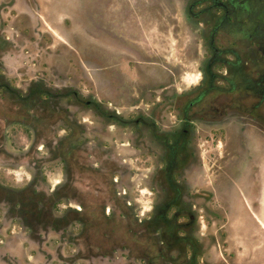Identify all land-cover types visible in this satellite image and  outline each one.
Returning <instances> with one entry per match:
<instances>
[{"label": "rangeland", "instance_id": "374dc122", "mask_svg": "<svg viewBox=\"0 0 264 264\" xmlns=\"http://www.w3.org/2000/svg\"><path fill=\"white\" fill-rule=\"evenodd\" d=\"M52 3L58 8L55 22L79 54L62 43L53 66L44 65L46 77L52 80L46 86L53 93L60 89L61 97L66 90H77L85 100H97L110 114L120 113L126 122L102 117L85 101L79 103L67 96L60 102L51 97L47 110L43 102L24 108L18 93L0 89V187L24 188L35 175L45 187H60L63 192L69 190L65 180L72 176L78 184L91 183L92 188L103 189L101 182L107 181L109 199L114 189L125 191L140 216L142 211L148 214L152 205L150 135L145 126L134 121L140 116L149 118L154 103L160 102L158 95L174 88L165 86L175 83L186 88L202 76L199 67L206 47L186 18V1ZM22 81L13 80L12 86L24 88ZM30 109L38 110L39 116L31 115ZM28 121L38 129L32 130ZM70 124L80 132L71 141L67 139L73 131ZM249 128L243 119L232 115L223 122L205 120L194 125L192 146L198 159L191 182L193 189L204 191L196 233L204 247V264H264V244L249 240L254 227L242 208L246 200L255 206L263 203L264 132L260 135ZM59 151L62 155L54 157ZM72 157L80 163L77 169ZM88 159L96 164V170L84 165ZM69 203L62 201L60 208Z\"/></svg>", "mask_w": 264, "mask_h": 264}, {"label": "flooded vegetation", "instance_id": "af4514ba", "mask_svg": "<svg viewBox=\"0 0 264 264\" xmlns=\"http://www.w3.org/2000/svg\"><path fill=\"white\" fill-rule=\"evenodd\" d=\"M52 1L0 0V85L11 88L8 94L44 98V84H52L45 63L53 66L62 43L79 54L55 22L58 8ZM185 1L186 18L206 47L199 67L202 76L186 88L165 86L174 88L158 95L160 102L154 103L149 118L134 121L150 135L148 214L142 211L140 216L125 191L114 189L109 199L107 181L101 182L103 189L92 188L72 176L65 180L69 190L63 192L45 187L35 175L24 188L0 187V264H204V247L196 235L204 191L193 189L191 182L198 159L192 146L194 125L223 122L232 115L243 119L250 131L264 132V15L252 12L245 0ZM13 80H23L24 88H14ZM56 91L50 95L56 102L66 96L93 108L98 102L85 100L77 90H66L62 97L61 90ZM30 112L39 116L38 110ZM26 125L38 129L32 122ZM72 159L77 169L80 163ZM88 161L84 165L96 170ZM257 174L258 169L252 176ZM261 197L259 206L246 200L242 208L254 227L249 240L264 244V227L258 221V215L264 221V187ZM65 200L69 206L61 209Z\"/></svg>", "mask_w": 264, "mask_h": 264}, {"label": "trees", "instance_id": "16d2710c", "mask_svg": "<svg viewBox=\"0 0 264 264\" xmlns=\"http://www.w3.org/2000/svg\"><path fill=\"white\" fill-rule=\"evenodd\" d=\"M244 3H251L252 4V12L256 13V14H262L264 15V0H245ZM47 84H44V89L42 90V93L45 95L44 98L42 99H37V98H33V97H21V99L24 101V108H29L32 104L36 103H45V110L49 109V99L51 98L50 95L52 94V91L46 86ZM0 89L6 91L7 92H11V88L8 85L2 84L0 85ZM37 89H34L31 91V93H36ZM39 92H41V90L39 89ZM94 109L97 112L98 115L105 117V118H114L115 121L120 122L122 121V118L117 115V114H113L110 112L99 102H95L94 104ZM47 116V115H45ZM48 117H45V119L47 120ZM47 121L44 120V124H46ZM148 123L145 122V125H147ZM72 127V132L68 135L67 139L68 140H75L80 136V132L77 130L76 127H74V125L72 126V124H70ZM43 133V132H42ZM41 134V130H38V132H36V138L37 140L39 139V135ZM0 139H2V134L0 133ZM62 153H60V151L56 154H54V157H58L61 156ZM69 156V154H67ZM78 166H80V164H78ZM112 182V181H111ZM110 182V183H111ZM148 229V228H147ZM149 230V229H148ZM147 230V231H148ZM192 264H197V262H192Z\"/></svg>", "mask_w": 264, "mask_h": 264}, {"label": "bare ground", "instance_id": "6f19581e", "mask_svg": "<svg viewBox=\"0 0 264 264\" xmlns=\"http://www.w3.org/2000/svg\"><path fill=\"white\" fill-rule=\"evenodd\" d=\"M258 221L264 227V221L262 220V217L260 215H258Z\"/></svg>", "mask_w": 264, "mask_h": 264}]
</instances>
